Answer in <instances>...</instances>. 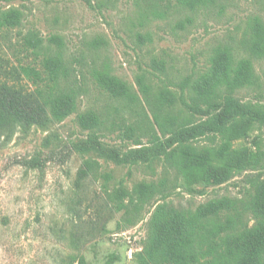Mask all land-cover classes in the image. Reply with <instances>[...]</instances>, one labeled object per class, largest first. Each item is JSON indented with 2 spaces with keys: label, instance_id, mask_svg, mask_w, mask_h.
<instances>
[{
  "label": "rangeland",
  "instance_id": "rangeland-1",
  "mask_svg": "<svg viewBox=\"0 0 264 264\" xmlns=\"http://www.w3.org/2000/svg\"><path fill=\"white\" fill-rule=\"evenodd\" d=\"M12 6L24 11V21L11 33L10 47L0 36V55L9 64L18 59L36 63L19 46L22 35L36 32L49 52L61 51L76 69L85 93L77 96L76 110L66 119L47 129H18L9 140L0 139V264H70L81 253L93 264H136L134 254L146 240L155 206H145L135 224L118 225L120 215L110 218L104 206L107 192L118 183L128 188L165 183L171 193L159 202L191 211L215 199H234L232 217L248 229L258 225L255 216L241 212L247 202L264 199L261 122L242 120L223 134L178 148L207 160L205 167L185 163V178L167 159L118 166L99 158L96 173L84 178L87 156L76 152L74 144L88 134L84 114L95 111L104 121L103 140L118 149L129 147L125 129L147 111L138 76L147 75L152 106H160L157 76L165 75L154 60L165 62L171 80L205 70L218 44L231 43L242 51L253 36L255 20L264 22V0H215L194 14L180 10L178 0H0V8ZM188 14L190 21L182 26ZM104 64L127 84L129 96L115 99L101 90L94 73ZM254 67L260 82L236 95L264 104V60H255ZM111 254L117 258L107 263Z\"/></svg>",
  "mask_w": 264,
  "mask_h": 264
},
{
  "label": "trees",
  "instance_id": "trees-1",
  "mask_svg": "<svg viewBox=\"0 0 264 264\" xmlns=\"http://www.w3.org/2000/svg\"><path fill=\"white\" fill-rule=\"evenodd\" d=\"M214 1L178 0V8L194 14L212 6ZM190 18L188 14L180 24L184 26ZM23 21L24 11L20 7L0 8V36L8 42V47L12 45L11 33ZM255 21L253 36L242 51L231 43L218 44L212 49L205 70L194 69L189 75L169 80L165 62L158 64L154 60L156 67H161L157 70L165 75L157 76L162 86L158 94L160 106H152L147 75L140 74L137 81L147 101V111L126 127L123 138L131 143L126 149H118L103 140L104 121L100 115L95 111L84 114L82 120L88 134L74 144L76 152L87 156L81 176L86 178L96 173L97 158L118 166L167 159L185 178V163L196 161L205 167L207 160L188 150L178 152V148L188 149V142L223 134L242 120L264 124V104L244 102L236 95L239 89L255 88L260 82L254 61L264 60V22L259 18ZM20 40L18 45L25 55L34 56L37 62L23 63L18 59L16 64H9V59L6 61L0 55V139L5 140L18 129L32 126L47 129L54 122L66 119L76 110L77 96L85 93L76 69L61 51L49 52L43 36L28 32ZM94 77L101 90L112 98L130 95L127 84L106 64L95 68ZM170 193L165 183H137L132 188L118 183L107 192L106 212L112 219L120 215L118 225L123 223L124 227L135 224L145 206H155L146 240L134 254L136 264H264V199L245 204L241 215L252 214L258 219V225L248 229L232 217L237 200L219 198L191 211L159 202ZM116 258L111 254L106 262L113 263ZM75 262L93 264L83 253L70 260V264Z\"/></svg>",
  "mask_w": 264,
  "mask_h": 264
}]
</instances>
